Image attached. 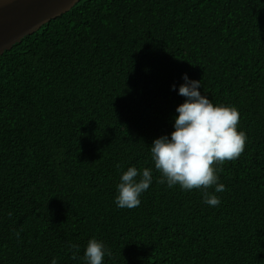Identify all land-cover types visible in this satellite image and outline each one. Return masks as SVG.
Wrapping results in <instances>:
<instances>
[{
	"label": "trees",
	"instance_id": "1",
	"mask_svg": "<svg viewBox=\"0 0 264 264\" xmlns=\"http://www.w3.org/2000/svg\"><path fill=\"white\" fill-rule=\"evenodd\" d=\"M185 73L247 136L216 207L151 158ZM130 166L153 183L118 208ZM91 238L104 264H264V0H81L0 56V264H83Z\"/></svg>",
	"mask_w": 264,
	"mask_h": 264
},
{
	"label": "clouds",
	"instance_id": "2",
	"mask_svg": "<svg viewBox=\"0 0 264 264\" xmlns=\"http://www.w3.org/2000/svg\"><path fill=\"white\" fill-rule=\"evenodd\" d=\"M184 83L178 87V94L184 101L175 109L174 130L155 138L150 153L155 170L160 173L158 182L169 188L179 186L184 191L202 189L204 203L210 207L219 206L221 200L216 193H222L226 186L220 182L218 168L225 161L237 159L244 151L246 133L238 130L239 112L232 106L214 104L201 91V80L190 79L183 74ZM173 90H176L174 84ZM153 183L151 168L138 169L130 166L123 171L117 184L115 204L118 208L132 209L141 203V195ZM213 188L214 192L207 189ZM73 258L80 249L77 245ZM111 252L106 244L91 238L83 253V264H104L105 256ZM52 264H57L55 260Z\"/></svg>",
	"mask_w": 264,
	"mask_h": 264
},
{
	"label": "water",
	"instance_id": "3",
	"mask_svg": "<svg viewBox=\"0 0 264 264\" xmlns=\"http://www.w3.org/2000/svg\"><path fill=\"white\" fill-rule=\"evenodd\" d=\"M81 0H0V56Z\"/></svg>",
	"mask_w": 264,
	"mask_h": 264
}]
</instances>
